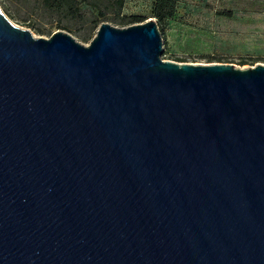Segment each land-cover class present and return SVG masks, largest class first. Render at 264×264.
Wrapping results in <instances>:
<instances>
[{
	"label": "water",
	"instance_id": "1",
	"mask_svg": "<svg viewBox=\"0 0 264 264\" xmlns=\"http://www.w3.org/2000/svg\"><path fill=\"white\" fill-rule=\"evenodd\" d=\"M161 54L0 10V264H264V65Z\"/></svg>",
	"mask_w": 264,
	"mask_h": 264
},
{
	"label": "rangeland",
	"instance_id": "2",
	"mask_svg": "<svg viewBox=\"0 0 264 264\" xmlns=\"http://www.w3.org/2000/svg\"><path fill=\"white\" fill-rule=\"evenodd\" d=\"M153 0H125L121 19H153ZM174 16L158 29L163 61L193 65L229 64L246 69L264 65V0H175ZM0 10L15 26L29 30L34 38L48 39L63 31L76 42L88 46L98 27L44 16L35 0H0ZM223 13V15H220ZM86 12V16L90 17ZM154 20V19H153ZM108 23L117 28L130 25ZM137 24V23H136ZM66 26V27H65Z\"/></svg>",
	"mask_w": 264,
	"mask_h": 264
},
{
	"label": "trees",
	"instance_id": "3",
	"mask_svg": "<svg viewBox=\"0 0 264 264\" xmlns=\"http://www.w3.org/2000/svg\"><path fill=\"white\" fill-rule=\"evenodd\" d=\"M35 4L43 15L51 20L64 21L68 25L67 28L81 21L91 32L103 22H114L121 25L144 22V18L139 16L121 19L125 0H35ZM175 9V0H153L150 14L158 29H162L166 22L174 16ZM86 12L91 14L90 17L86 16Z\"/></svg>",
	"mask_w": 264,
	"mask_h": 264
}]
</instances>
